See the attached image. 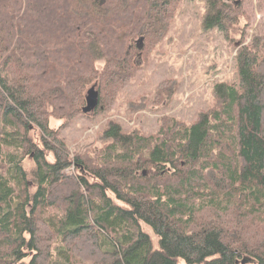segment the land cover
Segmentation results:
<instances>
[{
  "label": "trees",
  "instance_id": "1",
  "mask_svg": "<svg viewBox=\"0 0 264 264\" xmlns=\"http://www.w3.org/2000/svg\"><path fill=\"white\" fill-rule=\"evenodd\" d=\"M180 1L0 0V264H264V32L189 124L108 120L73 154L49 124L89 115L91 86L109 109ZM204 1L205 29L238 16Z\"/></svg>",
  "mask_w": 264,
  "mask_h": 264
},
{
  "label": "rangeland",
  "instance_id": "2",
  "mask_svg": "<svg viewBox=\"0 0 264 264\" xmlns=\"http://www.w3.org/2000/svg\"><path fill=\"white\" fill-rule=\"evenodd\" d=\"M240 2V8L233 10L238 16L221 32L215 27L204 28V0L178 2L164 33L144 56L138 57L133 77L117 90L109 109L78 114L60 129V120L49 119L50 127L58 129V135L69 146L70 154L86 149L98 151L103 145L99 135L108 120L119 123L124 132L148 135L158 131L164 118L189 124L200 112L209 111L215 105L214 86L237 82L234 59L238 47L264 32V0ZM226 3L235 7L231 1ZM101 65L102 61L96 67ZM165 81L166 94L157 97L159 85ZM31 133L37 139L38 134ZM51 156L46 158L52 160ZM65 172L71 174L74 170Z\"/></svg>",
  "mask_w": 264,
  "mask_h": 264
},
{
  "label": "water",
  "instance_id": "3",
  "mask_svg": "<svg viewBox=\"0 0 264 264\" xmlns=\"http://www.w3.org/2000/svg\"><path fill=\"white\" fill-rule=\"evenodd\" d=\"M139 39L140 41L142 40L141 38ZM85 93V104H83L84 106H82L81 111L84 114H90L97 107L96 104L98 103V92L94 86H91ZM143 173H145V170H143ZM244 261L245 259H243L242 262Z\"/></svg>",
  "mask_w": 264,
  "mask_h": 264
},
{
  "label": "flooded vegetation",
  "instance_id": "4",
  "mask_svg": "<svg viewBox=\"0 0 264 264\" xmlns=\"http://www.w3.org/2000/svg\"><path fill=\"white\" fill-rule=\"evenodd\" d=\"M226 1L228 2V4H230L229 1H231V4H233V6H238L241 3L240 0H226Z\"/></svg>",
  "mask_w": 264,
  "mask_h": 264
}]
</instances>
